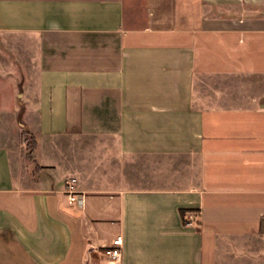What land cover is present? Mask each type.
Instances as JSON below:
<instances>
[{
    "label": "crops",
    "instance_id": "0c3cea01",
    "mask_svg": "<svg viewBox=\"0 0 264 264\" xmlns=\"http://www.w3.org/2000/svg\"><path fill=\"white\" fill-rule=\"evenodd\" d=\"M6 55L35 147L0 142V264H109L117 234L114 264H264V0H0ZM101 152L186 160L122 185Z\"/></svg>",
    "mask_w": 264,
    "mask_h": 264
},
{
    "label": "rangeland",
    "instance_id": "374dc122",
    "mask_svg": "<svg viewBox=\"0 0 264 264\" xmlns=\"http://www.w3.org/2000/svg\"><path fill=\"white\" fill-rule=\"evenodd\" d=\"M15 63L14 66H19V61H13L7 55L0 57V64L4 66V75H0L1 80L6 82L5 89L9 90L10 86L7 84L11 80L8 67ZM24 64V65H23ZM23 67H27L24 61H21ZM22 67V68H23ZM2 72V71H0ZM14 76V75H13ZM18 79V78H17ZM17 93V92H16ZM14 92V101L16 102V107H6L0 110V142L6 143L8 145L19 144L22 149V154L26 156L27 161L31 160L30 153L35 147V141L32 133L28 130V127L25 125V120L27 117L26 109L21 101V96H17ZM5 95H9L7 92ZM21 101V103L19 102ZM79 141H82L86 150V159L88 158V153L93 154V138H81ZM112 143V140L107 141ZM95 142H102V140H96ZM99 154V152L97 153ZM106 153L101 152L102 158H104V163L101 165V169L107 170L112 168L116 177L120 178V183L122 185H162V186H172L173 185V173L176 168L175 163L186 160L185 158H174L172 156L165 155L162 158L158 157H136L132 162L123 163L115 159L109 158L105 155ZM100 155V154H99ZM112 161V162H111ZM111 162V167L108 163ZM159 162V164L157 163ZM159 165V168L162 169L161 173L163 174V180L158 182H153L150 178L152 172V166ZM178 168V166H177ZM161 175V174H160ZM161 179V178H159ZM256 246H259V249L263 251L260 252L261 261L264 263V237L259 239V243H256ZM258 257V256H254Z\"/></svg>",
    "mask_w": 264,
    "mask_h": 264
},
{
    "label": "built area",
    "instance_id": "2783aa9c",
    "mask_svg": "<svg viewBox=\"0 0 264 264\" xmlns=\"http://www.w3.org/2000/svg\"><path fill=\"white\" fill-rule=\"evenodd\" d=\"M65 192L69 204H80L82 197L78 194L76 188V177H70L65 184ZM99 253L107 260L109 264H114L121 257L122 253V237L120 234L115 235L111 242L106 245H102Z\"/></svg>",
    "mask_w": 264,
    "mask_h": 264
},
{
    "label": "trees",
    "instance_id": "16d2710c",
    "mask_svg": "<svg viewBox=\"0 0 264 264\" xmlns=\"http://www.w3.org/2000/svg\"><path fill=\"white\" fill-rule=\"evenodd\" d=\"M184 211H185V209H180V212H181V215H182L183 219H184Z\"/></svg>",
    "mask_w": 264,
    "mask_h": 264
}]
</instances>
